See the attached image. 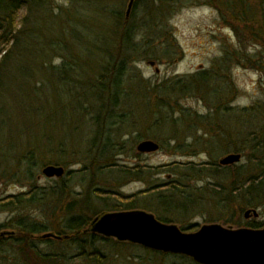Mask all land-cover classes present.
I'll return each mask as SVG.
<instances>
[{
    "label": "trees",
    "instance_id": "16d2710c",
    "mask_svg": "<svg viewBox=\"0 0 264 264\" xmlns=\"http://www.w3.org/2000/svg\"><path fill=\"white\" fill-rule=\"evenodd\" d=\"M137 2L135 0L127 19L122 18L121 14L114 15L115 41L107 47L105 41L103 45L94 43L85 46L84 56L79 57L76 56L73 43L64 44L66 53L62 52L61 64H44L40 70H28L30 77H34L36 71H41L44 79L56 82L59 101L52 102L45 100L42 87L32 90L25 83L26 88L15 90L11 88L10 80H7L8 69L22 70L24 73L25 67L30 68V64L27 67L29 60L22 54L32 39L21 28L28 22L25 11H29L31 6H38L39 2L0 0V47H5L0 49V179L7 177L22 188L17 194L0 199V209L17 214L13 226L19 232L16 240L27 255V264H38L40 261L56 264L57 261L47 254H39L31 242L32 237L45 233L49 225L47 221L45 223L31 216L30 211L33 209H37L45 220L51 219L53 227H50V232L64 239L69 238L80 251V257H86L94 264H103L102 255L97 249L88 252L89 244H93L97 236L89 231L91 222L99 214L96 213L98 209L94 205L95 201L110 212L147 207L153 201L162 207L164 213L171 214L176 208H170L166 203L177 189L180 196L190 202L187 199L189 197L184 195V189L172 181L126 197L100 190H93L89 194L87 189L81 195L76 194L69 186L75 174L72 170L67 171L56 186L36 184L37 170L48 165L68 166L69 163L63 159L67 154L71 158L85 155V163L78 172V175L81 174V184L86 186L84 188L93 187L96 176L105 169L129 178H141L142 170L138 166L118 164L111 154L118 148L116 152L121 151L122 144L119 145L116 139L120 133L134 126L131 123L133 108L130 97L133 94L140 98L141 116L153 123L149 127L152 129L171 118L177 110L186 115L184 108L177 107L179 98L202 95L206 87L212 88L211 100L207 98L206 101L217 105L210 108L211 113L202 117L208 118L209 127L214 124L211 120L219 116L226 115L230 119L228 131L220 127L223 135L217 131L214 137L218 138L222 147L226 146V151L240 154L245 161L227 167L218 163H184L183 166L189 171L198 169L208 177L226 180L228 183L222 190L224 195L221 189H215L213 193L218 196L222 194L227 206L238 207V216L248 209L264 211V101L241 109L229 107L223 98L231 92V87L228 83L229 86L222 85L224 78L214 68L196 73L187 80L171 79L153 86L141 78H128V60L142 48L135 43L138 28L131 23ZM209 3L218 11L223 24L232 31L235 39L231 48L224 49V55L217 64L226 72L232 63L254 69L264 84V0H209ZM145 24L146 36L164 39V30L155 33L154 23ZM26 41L27 45L24 46ZM150 45L146 41L145 54L153 56L157 51ZM250 46L256 48L253 53L248 52ZM46 47L58 50L61 42L51 41ZM163 55L168 57L166 53ZM61 96L67 100L62 101ZM48 128L57 133L48 134ZM149 129H145L143 139H155V133L152 134ZM6 135H12L17 140L12 151L8 152L4 150ZM222 136L225 138L224 143ZM8 140L10 142V137ZM210 145L211 141L205 143L206 148ZM82 146H87L86 153L81 151ZM183 147L188 148L178 141L173 149L182 150ZM77 148H80L78 152L75 150ZM169 192H172L171 195H167ZM185 206L184 202L181 208ZM238 216L227 224H235L237 228L264 227V224L255 221L243 224ZM159 220L164 222L163 219Z\"/></svg>",
    "mask_w": 264,
    "mask_h": 264
},
{
    "label": "rangeland",
    "instance_id": "374dc122",
    "mask_svg": "<svg viewBox=\"0 0 264 264\" xmlns=\"http://www.w3.org/2000/svg\"><path fill=\"white\" fill-rule=\"evenodd\" d=\"M37 1L39 2L38 6H31L29 11H25L28 22L21 28L28 32L32 39L27 49L24 48L27 45L26 41L22 54L25 55L27 61L29 60L27 67L30 64V68L25 67L24 71L26 72L24 73L22 70L8 69L9 79L7 80H10V86L15 90L20 87L26 88L25 83L32 90L42 87V95L45 96V100L49 99L54 102L59 101L56 82L44 79L41 71H36L34 77H30L28 70H40L44 64L45 66L61 64L62 52L66 53L64 44L73 43L76 56L82 57L85 46L88 47L94 43L103 45L102 42L105 41L104 45L107 47L109 43H113L115 41L113 27L116 21L114 15L121 14L124 18L129 0ZM131 23L138 28L135 43L141 45L142 48L139 52L131 55L128 60L126 67L128 78L132 77L133 80L141 78L153 86L171 79L187 80L196 73L214 68L213 70L219 72L224 78L222 85L231 87V92L223 98L229 107L241 109L264 101V84L256 70L232 63L229 65L227 73L220 64H217L224 55V49L231 48L235 39L232 31L223 24L218 11L210 5L209 0H138L137 8L131 16ZM145 23H154L155 33L164 30V39L159 40L154 35L146 36L147 26ZM57 40L61 42V47L58 50L46 47L49 42ZM146 41L151 43L150 47H154V51H157L155 55L145 54ZM2 47L3 45L0 49H5ZM248 49L249 53L256 50L251 46ZM163 53L168 54V57H165ZM34 57H36V61ZM152 62L153 65H150ZM27 63L25 62V66ZM212 93L213 89L206 87L202 95L179 98L177 107L184 108L188 113L186 112L184 116L177 110L171 118L152 129L149 127L153 123L148 118L141 116L140 98L134 94L130 96L133 108L131 123H134V126L128 128L126 132L120 133L116 139L119 145L122 144L121 151L116 152L118 148L111 154L114 155L113 158L118 164H126L129 167L138 166L142 170V177L129 178L119 172L105 169L98 173L93 187L84 188L86 186L81 184V174L78 175V172L85 163V155L71 158L67 154L63 158L69 163L64 167L65 173L69 170L75 172L69 183L71 190L79 195L87 189L89 194L93 190H100L104 193H114L126 197L144 192L153 188L154 185L165 184L168 181L177 182L178 187L185 190L183 192L189 197L187 198L190 200L189 203L180 196V191L175 189L173 195H171L172 192L167 194L172 198L167 200L166 205L176 208L171 214L164 213L162 207L153 201L147 207H137V210H143L157 219H163L165 223L174 224L185 233L195 232L203 225L209 224L237 229L235 224L227 223L236 220L238 207L227 206L224 198L221 197L224 195L223 191L228 182L208 177L205 173L201 174L198 169L189 171L186 166H183L184 163L216 164L222 156L231 153L229 150L226 151L225 145L222 147L218 138L214 137L217 131L222 134L221 128L228 131V128L231 127L230 119L226 115L213 118L214 120L211 121H214V124L209 127L208 118L202 117L211 113L210 108L217 105L206 101L207 98L212 97ZM16 96L18 97L17 93ZM61 100L65 102L67 98L65 97L64 100V96H61ZM145 129L151 130L152 134L155 133V139L151 140L159 145L157 152L140 154L136 151L137 144L146 140L143 139L146 135ZM59 130L60 128L57 131ZM47 133L55 134L57 132L48 128ZM4 138L7 139L4 150L12 151L17 141L16 138L12 135H6ZM221 140L225 141L224 136ZM178 141L188 148L173 149ZM208 141H211V145L206 148L205 143ZM237 142L239 143L238 139ZM225 143L228 144L227 141ZM86 149L87 146H82L81 151L85 152ZM75 150L78 152L80 148ZM244 161L245 159L242 158L241 162ZM44 167L36 172V184L44 187L56 186L60 178L43 176L42 169ZM2 179H0V199L17 194L22 190L9 178ZM215 189L223 190V195L214 194ZM184 202L186 206L182 209ZM94 205L98 209L97 216L110 212L97 201ZM258 213L259 216L256 219L244 220L243 214L239 215L238 219L240 217L239 220L243 224L251 221L264 224V211L259 209ZM30 215L36 220L48 222L49 225L46 224L48 229L45 233H51L50 227H53L51 219L45 220L37 209L31 210ZM16 217L15 211L0 209V234L14 233L13 236H0V264H27V255L22 251V245L16 240L19 237L18 230L13 226V220ZM52 234L54 233L52 232ZM41 235L32 237L31 242L39 254H47L56 258V264H94L88 258L80 257V251L69 238L42 239ZM94 239L93 244H89L91 246L88 247V252L97 249L102 255L103 264H195L184 256L163 254L138 245L121 243L112 238L106 239L97 235ZM38 264L53 263L40 261Z\"/></svg>",
    "mask_w": 264,
    "mask_h": 264
},
{
    "label": "water",
    "instance_id": "95a60500",
    "mask_svg": "<svg viewBox=\"0 0 264 264\" xmlns=\"http://www.w3.org/2000/svg\"><path fill=\"white\" fill-rule=\"evenodd\" d=\"M135 0L127 3L125 18L130 16ZM153 65V62L150 63ZM159 145L152 140L140 141L136 151L140 154L154 153ZM240 154L229 153L218 160L227 167L241 162ZM46 178H61L65 170L48 165L42 169ZM257 210L248 209L243 219L258 218ZM89 231L103 238L130 243L145 249L170 255L184 256L196 264H264V228H224L218 224L203 225L199 230L185 233L176 225L164 223L143 210L103 213L93 219ZM14 235L4 232L0 236ZM43 239L60 237L47 233Z\"/></svg>",
    "mask_w": 264,
    "mask_h": 264
},
{
    "label": "bare ground",
    "instance_id": "6f19581e",
    "mask_svg": "<svg viewBox=\"0 0 264 264\" xmlns=\"http://www.w3.org/2000/svg\"><path fill=\"white\" fill-rule=\"evenodd\" d=\"M257 211H258V210H257ZM258 214H259V213H258ZM246 228H247V227H246ZM45 234H47V233L42 234V235H41V238H42V236L45 235ZM60 238H61V237H60ZM42 239H43V238H42ZM46 239H48V238H46Z\"/></svg>",
    "mask_w": 264,
    "mask_h": 264
}]
</instances>
